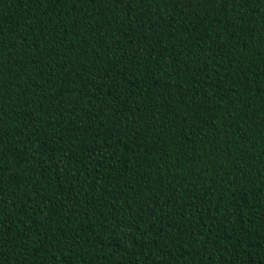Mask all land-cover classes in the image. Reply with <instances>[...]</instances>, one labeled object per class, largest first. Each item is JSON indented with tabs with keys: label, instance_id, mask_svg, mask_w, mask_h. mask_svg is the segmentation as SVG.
<instances>
[{
	"label": "trees",
	"instance_id": "16d2710c",
	"mask_svg": "<svg viewBox=\"0 0 264 264\" xmlns=\"http://www.w3.org/2000/svg\"><path fill=\"white\" fill-rule=\"evenodd\" d=\"M0 264H264V0H0Z\"/></svg>",
	"mask_w": 264,
	"mask_h": 264
}]
</instances>
